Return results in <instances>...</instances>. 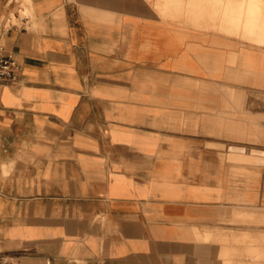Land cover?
I'll use <instances>...</instances> for the list:
<instances>
[{
	"label": "crops",
	"instance_id": "0c3cea01",
	"mask_svg": "<svg viewBox=\"0 0 264 264\" xmlns=\"http://www.w3.org/2000/svg\"><path fill=\"white\" fill-rule=\"evenodd\" d=\"M263 3L28 0L0 31L21 68L0 85V260L264 264Z\"/></svg>",
	"mask_w": 264,
	"mask_h": 264
},
{
	"label": "rangeland",
	"instance_id": "374dc122",
	"mask_svg": "<svg viewBox=\"0 0 264 264\" xmlns=\"http://www.w3.org/2000/svg\"><path fill=\"white\" fill-rule=\"evenodd\" d=\"M264 5V3H263ZM7 11L8 14H5V12L1 15V19H0V31L2 28H8L10 25H21V18H25V16H28L30 14V10H29V5H28V0H16L15 2H12L8 7H7ZM20 9H23V12L19 11ZM19 14L18 19L15 22L14 19V15L15 13ZM21 14V15H20ZM23 15V16H22ZM11 16V19H9ZM30 19V18H29ZM251 100H253V96H251ZM255 99L257 101V108H259L258 110L261 112V116H264V90H262L261 93L255 94ZM259 103V105H258ZM253 104L251 103V105H248V108H252ZM253 224V222H249L247 220L246 222V228L247 230H249V225ZM262 227H261V232H257L258 233H264V223H261ZM252 234H254L253 232H251ZM241 244H245V246L247 245V243L241 242ZM245 259V261L249 258L247 255L243 257ZM222 259V258H221ZM6 260L12 261L13 263H16L17 261L14 259H8L6 258ZM230 264H241L240 263H235L232 262Z\"/></svg>",
	"mask_w": 264,
	"mask_h": 264
},
{
	"label": "built area",
	"instance_id": "2783aa9c",
	"mask_svg": "<svg viewBox=\"0 0 264 264\" xmlns=\"http://www.w3.org/2000/svg\"><path fill=\"white\" fill-rule=\"evenodd\" d=\"M20 64L12 54L0 56V85L15 83L20 72ZM0 264H12L9 260L1 259ZM44 264H50L48 260Z\"/></svg>",
	"mask_w": 264,
	"mask_h": 264
},
{
	"label": "bare ground",
	"instance_id": "6f19581e",
	"mask_svg": "<svg viewBox=\"0 0 264 264\" xmlns=\"http://www.w3.org/2000/svg\"><path fill=\"white\" fill-rule=\"evenodd\" d=\"M230 151H240V152H248V153H257V151H255V150H244V149H237V148H234V147H232L231 149H230Z\"/></svg>",
	"mask_w": 264,
	"mask_h": 264
}]
</instances>
